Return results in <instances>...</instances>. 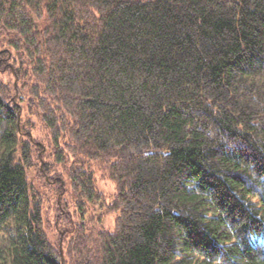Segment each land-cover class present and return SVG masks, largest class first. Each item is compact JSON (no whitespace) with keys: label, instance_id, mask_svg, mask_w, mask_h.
<instances>
[{"label":"trees","instance_id":"16d2710c","mask_svg":"<svg viewBox=\"0 0 264 264\" xmlns=\"http://www.w3.org/2000/svg\"><path fill=\"white\" fill-rule=\"evenodd\" d=\"M41 150L63 264H264V0H0V264H62Z\"/></svg>","mask_w":264,"mask_h":264},{"label":"rangeland","instance_id":"374dc122","mask_svg":"<svg viewBox=\"0 0 264 264\" xmlns=\"http://www.w3.org/2000/svg\"><path fill=\"white\" fill-rule=\"evenodd\" d=\"M3 79L5 81H8L10 84H16L17 86L18 79L14 78L13 75H11L10 73H5ZM42 147L45 149L44 145ZM41 151L44 152L43 150ZM43 154L45 155V157H43L42 160H40L39 162H36L34 160L33 164L36 167H32L29 171H30V175L34 179L33 181L36 187H38V189L43 194L42 208H43V213H44V229L49 239L53 243L57 242L56 239L58 238V235L60 234L58 244H59L60 251L62 254V258H63V249H62V239L63 238L61 239V236L63 235L61 228L63 226L57 222L55 218L54 208H55L56 203L62 204L66 202L67 197H66V194L54 193L49 188H44V187L41 188L38 186L37 180L43 178L41 171L42 172L44 171V168H43L45 166L44 163L48 161L46 156H48L49 153L45 151ZM49 156H50L49 158L52 159V156L51 155ZM57 171H58L59 176H62L63 179L65 180L66 187L68 188V178H67L66 172L65 171L63 172L60 170H57ZM50 176H51L50 174H46V176L44 177V181L49 180ZM94 179H95V185H96V189L98 193L101 195L102 199H105L106 202H109L114 193V184L109 179L105 178L103 175H101L98 172L94 174ZM70 208L73 209L72 203L70 204ZM116 215L117 213H114V212L105 214L102 217V225L105 228L112 230L114 227Z\"/></svg>","mask_w":264,"mask_h":264},{"label":"water","instance_id":"95a60500","mask_svg":"<svg viewBox=\"0 0 264 264\" xmlns=\"http://www.w3.org/2000/svg\"><path fill=\"white\" fill-rule=\"evenodd\" d=\"M62 255V254H61ZM62 264H63V258H62Z\"/></svg>","mask_w":264,"mask_h":264}]
</instances>
